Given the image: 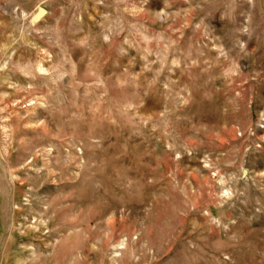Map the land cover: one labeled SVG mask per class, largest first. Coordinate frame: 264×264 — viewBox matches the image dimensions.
<instances>
[{
  "label": "rangeland",
  "instance_id": "374dc122",
  "mask_svg": "<svg viewBox=\"0 0 264 264\" xmlns=\"http://www.w3.org/2000/svg\"><path fill=\"white\" fill-rule=\"evenodd\" d=\"M0 264H264V0H0Z\"/></svg>",
  "mask_w": 264,
  "mask_h": 264
},
{
  "label": "water",
  "instance_id": "95a60500",
  "mask_svg": "<svg viewBox=\"0 0 264 264\" xmlns=\"http://www.w3.org/2000/svg\"><path fill=\"white\" fill-rule=\"evenodd\" d=\"M46 12H47V9L43 6H41L39 8V10L36 12V14L34 15L33 19L34 20L40 19L41 17H43L46 14Z\"/></svg>",
  "mask_w": 264,
  "mask_h": 264
}]
</instances>
